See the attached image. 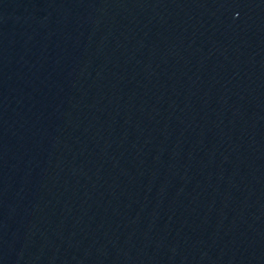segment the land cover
<instances>
[{"label":"water","instance_id":"water-1","mask_svg":"<svg viewBox=\"0 0 264 264\" xmlns=\"http://www.w3.org/2000/svg\"><path fill=\"white\" fill-rule=\"evenodd\" d=\"M0 264H264V0H0Z\"/></svg>","mask_w":264,"mask_h":264}]
</instances>
